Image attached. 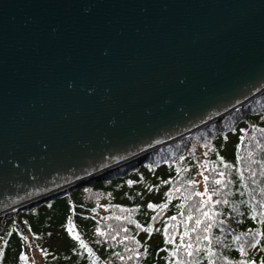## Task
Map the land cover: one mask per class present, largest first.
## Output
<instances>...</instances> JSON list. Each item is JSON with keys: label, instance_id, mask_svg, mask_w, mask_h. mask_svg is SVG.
I'll return each mask as SVG.
<instances>
[{"label": "water", "instance_id": "water-1", "mask_svg": "<svg viewBox=\"0 0 264 264\" xmlns=\"http://www.w3.org/2000/svg\"><path fill=\"white\" fill-rule=\"evenodd\" d=\"M263 91L264 0H0V218Z\"/></svg>", "mask_w": 264, "mask_h": 264}, {"label": "trees", "instance_id": "trees-1", "mask_svg": "<svg viewBox=\"0 0 264 264\" xmlns=\"http://www.w3.org/2000/svg\"><path fill=\"white\" fill-rule=\"evenodd\" d=\"M220 173L224 178L217 184ZM204 175L212 177L207 187L219 191L213 192L210 199L203 198L207 202L200 207L197 202L202 197L196 193L200 192V183L205 189ZM261 200L264 94L219 123L148 155L140 163L125 164L100 180L11 212L0 220L3 264H26L21 253L26 254L27 264H166L175 259L170 258L167 249L179 244L181 237L177 234L165 239L164 225H168V232L195 229L183 239L199 243L200 248L193 257L179 253L186 264H208L209 259L212 264H229L218 259L221 255H228L237 264L245 258L260 264L264 259V235L252 248L251 238L242 233H264ZM149 202L158 207H148ZM197 218L201 219L198 226ZM69 221L92 253L68 232ZM208 224L212 225L209 239H200ZM241 244L247 257L238 250ZM209 246L216 249L215 254H205ZM136 252L141 255L136 256Z\"/></svg>", "mask_w": 264, "mask_h": 264}, {"label": "snow or ice", "instance_id": "snow-or-ice-1", "mask_svg": "<svg viewBox=\"0 0 264 264\" xmlns=\"http://www.w3.org/2000/svg\"><path fill=\"white\" fill-rule=\"evenodd\" d=\"M69 86H71V84H69ZM241 139H243V137H241ZM181 159H183V157H181ZM221 160H223V157H221ZM223 178H224V173H220L217 176L215 182L217 184H220L222 182ZM203 179L205 181V189L203 191H200V192L196 193L198 196L202 197V200L197 202L200 207H203L204 204L207 202V199L211 198L213 192H218L219 191V189L210 190L207 187V182L210 179H212V177L204 175ZM129 183H131V181H129ZM164 183H167V181H165ZM189 183H198V181H189ZM203 198H207V199H203ZM212 203H216V201L213 200ZM148 207L156 208V207H158V205H155V204H152L151 202H149ZM260 214L262 216H264V200H261V202H260ZM204 215L207 216V215H209V213L205 212ZM250 215H254V213H250ZM188 218H190V217H188ZM188 218H186V219H188ZM167 219L174 220L175 217H168ZM200 223H201V219L197 218L196 219V225L198 226ZM147 227H148L149 231L152 230L151 229V225H148ZM173 227L175 228L176 226L174 225ZM211 227H212V225L208 224L204 228V230H203L204 234L200 237V239H203V240H208L209 239V236L207 234L209 233V229ZM164 229H165V239H170L172 236H175L177 234L181 237V240H180L179 244H177L175 247H173L171 249H167L169 251V253H170V258H175V259L174 260L170 259L169 261L166 262V264H186V260L184 258H181L179 256V253L181 251H183L186 254L187 257H193L195 255V252L198 251L199 248H200L199 243H195V245H194L191 242L190 239H189L188 242H186L183 239L184 237L189 236V233L195 231V229L194 228H189V229H185L184 231H180L179 233H177L175 231L168 232L167 231L168 225H164ZM97 231H99V229H97ZM68 232L71 233L74 236V238L79 240V243H80L81 247L86 249V251H88L89 253H92V249L89 248L87 243L83 239H81L80 236L74 231V226L71 224V221H69V224H68ZM242 235H247L248 237H250L251 241H250V245L249 246L252 247V248H255L256 245L260 242L258 238L261 235H264V233H261V232L256 231V230H252V231H249L247 233H242ZM236 239L239 240V237H236ZM3 243H4L3 241H0V245H2ZM238 250H239L241 256L247 257L248 254H247V252L245 250V246L243 244L238 245ZM72 251L75 252L76 249L73 248ZM215 252H216V249H214L211 246H209L208 250H207V252L205 254L206 255H210V254H215ZM4 254H5V249L2 246H0V264H3V256H4ZM135 255L136 256H140L141 253L140 252H136ZM21 259H24L26 261V264H27V256H26V254L21 253ZM120 259H124V257H120ZM218 259H221V260H224V261H228L229 264H237V262L235 260H231L228 255H221V256L218 257ZM193 264H195V261H193ZM208 264H212V260L211 259H209ZM239 264H256V261L253 260V259H250V258H245V259L239 261ZM260 264H264V259L260 260Z\"/></svg>", "mask_w": 264, "mask_h": 264}, {"label": "bare ground", "instance_id": "bare-ground-1", "mask_svg": "<svg viewBox=\"0 0 264 264\" xmlns=\"http://www.w3.org/2000/svg\"><path fill=\"white\" fill-rule=\"evenodd\" d=\"M254 97H258V94L255 95ZM254 97L252 98V100H254ZM221 119H223V118H221ZM221 119H220V120H221ZM216 120H217V119L214 120L215 123H219V122L216 121ZM202 129H204L203 126H202V128H199V129H197V130L191 132L189 135H192V134H194V133H196V132H198V131H200V130H202ZM143 155H144V154H141V155L135 156V157L133 158V160L131 159V161L127 162L126 164H128V163H132V162L140 163V162H141L142 160H144V158H145V156H143ZM124 165H125V164H124ZM124 165H120V166H117V167H113V168H111V169L109 170V172H110V171H113V170H115V169H117V168H119V167H122V166H124ZM103 175H104V174H102V173L93 172V173L91 174L90 177L84 178L83 180H81L80 182H78L79 184L77 183V184H74L73 186L65 187V188H61V189L56 190L57 194H55V196H50L47 200H45L44 197H39V198H37V199H34L33 202L26 203V206H27V207L24 208V209L30 208V207H32V206H36V205H38L39 203H42V202H46V201H48L49 199H51V198H53V197H56V196H58V195H62V194H64L65 192H68V191L71 190V189H74V188H77V187H80V186L87 185V184H88L89 182H91V181L100 180V179L103 177ZM16 211H18V210L15 209V210H12L11 212H16ZM11 212H9V213H11ZM4 218H5V217H1L0 220H2V219H4Z\"/></svg>", "mask_w": 264, "mask_h": 264}, {"label": "rangeland", "instance_id": "rangeland-1", "mask_svg": "<svg viewBox=\"0 0 264 264\" xmlns=\"http://www.w3.org/2000/svg\"><path fill=\"white\" fill-rule=\"evenodd\" d=\"M261 95H262V94H261ZM158 152H159V151H158ZM199 188H200V191H203V190H204V185L200 183ZM34 254H35V253H34ZM32 259H35V257H32Z\"/></svg>", "mask_w": 264, "mask_h": 264}]
</instances>
